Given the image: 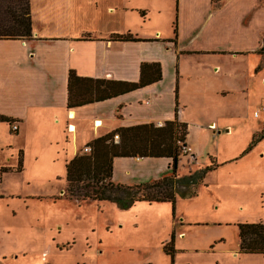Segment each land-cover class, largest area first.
Segmentation results:
<instances>
[{
  "label": "crops",
  "instance_id": "obj_1",
  "mask_svg": "<svg viewBox=\"0 0 264 264\" xmlns=\"http://www.w3.org/2000/svg\"><path fill=\"white\" fill-rule=\"evenodd\" d=\"M153 1L28 0L32 35L0 39V115L13 120L0 123L8 125L10 137L21 141L28 131L54 130L65 143L66 165L80 145L117 128L161 127L177 119L187 125L188 151L180 159L191 163L200 151L195 140L206 143L211 135L229 132V117L242 106L234 92L247 89L251 67L256 73L262 64L253 53L264 35V0H180L178 18L176 14L168 32L151 24L157 10ZM113 34L137 40H114ZM143 63H159L161 79L104 100L67 106L70 70L85 78L137 82ZM34 146L43 149L35 141L31 151ZM26 148H18L24 164L30 154ZM47 154L51 156L44 150L49 165L53 160ZM33 155L37 161L41 154ZM226 161L217 162L218 167ZM170 165L167 157H116L112 181L151 182L168 174ZM65 185L63 180L62 194Z\"/></svg>",
  "mask_w": 264,
  "mask_h": 264
},
{
  "label": "rangeland",
  "instance_id": "obj_2",
  "mask_svg": "<svg viewBox=\"0 0 264 264\" xmlns=\"http://www.w3.org/2000/svg\"><path fill=\"white\" fill-rule=\"evenodd\" d=\"M154 2L161 11L151 24L170 31L180 0ZM251 68L247 89L234 92L242 106L229 117L230 131L195 140L196 160L179 158L177 167L183 175L207 166L209 156L226 163L208 171L195 194L178 191L174 204L69 198L59 192L65 143L56 132L28 131L19 141L0 123V169L10 167L0 172V264H264V255L238 252V224L264 220V64ZM35 141L51 155L49 165L43 149L31 151ZM21 144L30 154L17 171ZM171 236L172 254L163 249Z\"/></svg>",
  "mask_w": 264,
  "mask_h": 264
},
{
  "label": "trees",
  "instance_id": "obj_3",
  "mask_svg": "<svg viewBox=\"0 0 264 264\" xmlns=\"http://www.w3.org/2000/svg\"><path fill=\"white\" fill-rule=\"evenodd\" d=\"M176 27H174V31ZM32 35L31 16L28 0H0V39H24ZM114 40H137L130 34H113ZM264 64V35L255 51ZM159 63H143L137 82L91 79L80 77L73 70L68 76V107L104 100L118 94L132 91L161 79ZM0 121L12 123L13 120L0 115ZM13 129V128H12ZM15 130V129H13ZM118 134V139L113 135ZM186 123L177 119L167 121L161 127L138 124L120 127L99 136L86 145L88 153H78L65 165L66 185L63 195L78 201L111 200L121 207L136 201L175 203L178 191L195 194L206 173L218 167L214 157L209 156V164L177 175V164L187 152L185 136ZM167 157L171 159V170L158 180L135 185H123L112 181V162L116 157ZM2 166L0 172L9 170ZM22 169V151L18 153L16 170ZM238 252L264 255V222L238 224ZM173 236L164 244L165 252L173 253ZM151 264V263H145Z\"/></svg>",
  "mask_w": 264,
  "mask_h": 264
},
{
  "label": "built area",
  "instance_id": "obj_4",
  "mask_svg": "<svg viewBox=\"0 0 264 264\" xmlns=\"http://www.w3.org/2000/svg\"><path fill=\"white\" fill-rule=\"evenodd\" d=\"M260 109H261V110H264V99H263V102H262V105H261ZM257 114H258V111L255 112V115H257ZM16 127H17L16 124H13V125H12V128H13V129H16ZM113 138H114V139H118V134H114V135H113ZM82 149H83L84 153L90 151V147L87 146V145H85ZM183 151H184V152H187V151H188L187 147H184V148H183Z\"/></svg>",
  "mask_w": 264,
  "mask_h": 264
}]
</instances>
